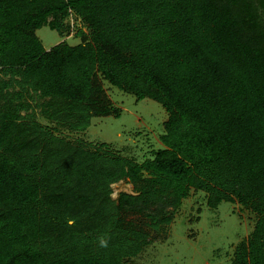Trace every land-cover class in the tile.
Listing matches in <instances>:
<instances>
[{"label":"trees","instance_id":"obj_1","mask_svg":"<svg viewBox=\"0 0 264 264\" xmlns=\"http://www.w3.org/2000/svg\"><path fill=\"white\" fill-rule=\"evenodd\" d=\"M70 12L88 33L46 50ZM102 80L165 108L152 160L37 120L120 117ZM191 188L252 208L232 264H264V0H0V264H125L152 241L132 217L169 224Z\"/></svg>","mask_w":264,"mask_h":264},{"label":"rangeland","instance_id":"obj_2","mask_svg":"<svg viewBox=\"0 0 264 264\" xmlns=\"http://www.w3.org/2000/svg\"><path fill=\"white\" fill-rule=\"evenodd\" d=\"M80 33H88L87 26L70 12L59 29L44 26L36 35L50 50L63 42L71 46L80 44ZM102 84L120 117L93 118L84 132L56 127L39 113L37 120L72 142L83 140L92 148L107 144L112 153L138 164L152 160L164 149L162 137L168 120L165 108L149 98L138 100L107 80H102ZM112 189L114 199L121 192L134 194L132 185L126 181L113 184ZM132 219L149 232L152 241L138 256L125 259V264H232L236 251L247 246L258 215L237 200L221 202L212 209L208 206V194L191 188L169 224L153 228L141 216Z\"/></svg>","mask_w":264,"mask_h":264},{"label":"crops","instance_id":"obj_3","mask_svg":"<svg viewBox=\"0 0 264 264\" xmlns=\"http://www.w3.org/2000/svg\"><path fill=\"white\" fill-rule=\"evenodd\" d=\"M44 46V45H43ZM45 48V47H44ZM46 49V48H45ZM47 50V49H46Z\"/></svg>","mask_w":264,"mask_h":264}]
</instances>
